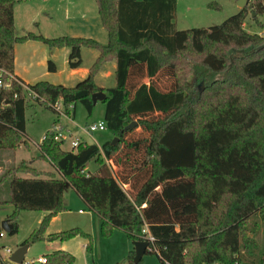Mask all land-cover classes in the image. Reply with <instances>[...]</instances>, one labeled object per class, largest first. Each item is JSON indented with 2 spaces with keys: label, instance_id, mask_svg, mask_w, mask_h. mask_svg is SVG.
<instances>
[{
  "label": "trees",
  "instance_id": "16d2710c",
  "mask_svg": "<svg viewBox=\"0 0 264 264\" xmlns=\"http://www.w3.org/2000/svg\"><path fill=\"white\" fill-rule=\"evenodd\" d=\"M15 2L0 0V149L29 144V102L58 114L54 104L61 101L70 116L81 103L90 116L98 91L106 93L104 120L118 140L101 146L83 141L69 150L48 131L40 150L61 177L51 172L39 177L41 171L21 164L14 173L26 170L33 177L0 178V188L10 180L9 234L18 232L20 211H47L22 245L43 239L52 218L65 208L69 183L101 219L104 237L120 229L134 244L148 226L155 242L147 253L158 255L161 264H264V242L256 237L261 226L264 232V33L245 28L252 3L264 30L258 17L264 1L248 0L217 25L179 29L177 0H96L109 35L106 44L68 35L18 36ZM31 39L70 47L72 68L81 65L83 47L97 49L99 57L75 86L46 80L25 84L14 76L15 45ZM113 60L115 85L100 87L96 75ZM198 65L211 72L203 91L187 80ZM49 69L56 70L53 62ZM90 162L96 172L87 170ZM79 233L72 229L48 239ZM46 257V264H74L76 258L62 249ZM134 257L131 250L130 264ZM0 264H11L1 252Z\"/></svg>",
  "mask_w": 264,
  "mask_h": 264
},
{
  "label": "rangeland",
  "instance_id": "374dc122",
  "mask_svg": "<svg viewBox=\"0 0 264 264\" xmlns=\"http://www.w3.org/2000/svg\"><path fill=\"white\" fill-rule=\"evenodd\" d=\"M238 2L239 0H177V27L179 29H189L220 24L231 15L240 11L241 8ZM15 7H17L18 17L17 23L15 24L17 28L15 27V30L20 35L22 34L23 27L29 25L27 21L32 18L34 22L31 26L34 27L37 25L38 30L45 29L47 32L49 30V33L55 37L64 34L73 36L66 32L72 27V19H69L68 15L78 16L80 12L85 13L91 7L93 8L91 12H97L96 0H16ZM254 17L249 11V15L245 19V28L250 32L263 34L264 30L258 27V22ZM258 17L259 20L264 22V14H259ZM103 30L105 29L103 28ZM42 42L47 46L48 50L52 48L48 43ZM19 43L21 45L23 42H18L17 45ZM23 48H18L20 58L22 52H24ZM31 55V52L26 56L23 54L22 63L20 62L19 64V71L26 74L25 80L28 83L34 84L37 79L48 80L54 84L67 83V73L62 74L59 72L61 70V62L63 61L62 53H60V60H56L58 70L56 72L47 71L45 75L37 79L34 78L35 76L33 74L27 75L28 70L27 72L24 70L23 65ZM92 56L91 53H85V62L89 63ZM31 61H33V66L37 69L47 70L46 61H43L40 65L37 64L34 58ZM188 75L187 80L194 83L197 90L203 91L210 81L209 76L211 72L198 65ZM217 76L221 78L219 75ZM109 81L112 80L107 78L105 83ZM144 81H148V79ZM99 82L101 83L100 80ZM104 112L105 104L102 101L96 103L94 112L90 116L81 103L76 104L74 116H66L56 114L54 111L45 108L39 103L29 102L26 107V133L29 138V144L21 145L17 149H0V178L5 176L4 179H7L9 176H21L22 174L31 175V172L26 170H17L14 173L15 169L21 164L30 166L29 161L31 160L35 161L38 171H41L39 177H46L44 173L54 168L47 159L42 157L38 144L42 142L44 135L56 126L62 125L65 131L66 129H70V133L72 134V137L68 136L64 148L70 149V141L74 138H80L90 144L98 145L113 140L114 136L108 129L97 130L92 133L88 130L89 124L104 121ZM87 169L94 171L96 169L94 162H90ZM112 169L115 170L116 167L112 165ZM63 204L65 206L64 210L55 218L53 217L44 230V238L27 244L28 250L22 264H30L39 256L53 254L58 249H66L72 252L76 257L74 264H130L128 259L130 239L128 235L118 229L119 231L114 233L116 231L114 230L111 236L104 237L101 233V221L98 216L91 211L75 190L68 184H66L64 189ZM80 209H84L85 213H80ZM13 210L14 206L10 203V180H8L0 188V216L6 215L7 213L9 215ZM47 214V211H20L18 217V232L15 234L5 232L4 236L0 237V252L5 261L15 264L10 261L11 253L6 250V247L15 251L23 246V242L29 239L32 233L40 228L41 222ZM72 229H79L81 233L67 240L48 239L49 234ZM82 231L87 233V235H83ZM256 237L260 244H263L264 232L262 226L259 228ZM142 264H161V261L158 255L146 253L143 257Z\"/></svg>",
  "mask_w": 264,
  "mask_h": 264
},
{
  "label": "crops",
  "instance_id": "0c3cea01",
  "mask_svg": "<svg viewBox=\"0 0 264 264\" xmlns=\"http://www.w3.org/2000/svg\"><path fill=\"white\" fill-rule=\"evenodd\" d=\"M96 4H97V2H96ZM16 9H17V7H14L15 24L17 23V20H18L17 10ZM92 10H93V8L91 7L85 13L80 12L78 14V16L68 15V18L72 19V23H71L72 27L69 28V30H67L66 32H68V34H70V35H73L72 37H85V36H87V38H93V39L99 41L100 43L106 44L109 41V35H108V32H107L106 28L103 26L101 17L99 15L98 6H97V12H91ZM27 22H28L29 25L23 27L21 35L18 34L17 31L15 30L16 34L18 36H22V35L26 34L27 32L33 31L35 33L42 34L45 37H49V38L55 37V36H52L49 33L50 32L49 30H48V32L45 29L38 30L37 25L32 27L31 25L34 22V19L31 18ZM175 22H176V25H177L176 18H175ZM103 28L105 30H103ZM57 37H59V36H57ZM42 45H45V44H43V42L39 41V40H37V41L36 40H28V41H25V42L21 43V45H20V43L18 45L17 44L15 45V70H14V76L16 78H18L19 80H21L22 82H24L25 84H30V83H28L25 80L26 79V74H24L23 72L19 71V69H20V65L19 64H20V62L22 63V55L23 54H25V56H26V55L30 54V52H31V54H32L31 57H28V60L26 61V63L23 66H24V70L26 72L28 70L27 75L33 74L35 76L34 78L37 79V78H40L43 75H45L47 71L48 72H56L58 70V65L56 63V60H58V61L60 60V53H62L63 54V61L61 62V67H60L61 70H59V72H61L62 74L65 73V72L67 73V83L63 84L65 86H75L81 80L86 78L88 76L89 72H90L91 67L96 62L97 58L99 57V51L97 49L91 48V47H83L81 49V56H82L81 65L78 66V67L72 68L69 65V55L71 53V48L70 47H61V48L56 47L57 49L50 48V50H48L46 45L45 46H42ZM19 47H24L23 48L24 52H22L21 58H20L19 53H18V48ZM88 49H90V50H88ZM85 53H91L93 55L91 61L89 60V63L85 62V60H84ZM33 58L35 59V61H37L38 65L42 64L43 61L44 62L46 61V69L47 70L44 71V69H37L36 67H34L33 66V61H31ZM50 62H53L55 64L56 70L52 71L51 69H49V63ZM115 70H116V61L115 60L110 61V62H106L101 67V69L99 70V72L96 75L97 84L100 87H103V88L114 86L115 85ZM107 78H109V80H112V81H109L111 83H109V82L105 83V80ZM40 80H44V79H37L36 82H38ZM99 80L101 81V83L99 82ZM38 146H39V149H40V143L38 144ZM29 162H30V166H32L33 168L38 170L34 160H31ZM49 162L52 164L54 169L53 170H48L46 172H51V173H54L55 175H57V177H61L60 171L56 168V166L51 161H49ZM87 170L89 172H91V170H89V169H87ZM92 172H96V170H94ZM31 176L32 175H30V174H22L21 175V177H28V178L31 177ZM66 184L70 185L69 183H66ZM66 184H65V186H66ZM75 192L77 193L76 190H75ZM79 197L81 198L80 195H79ZM82 201H84V200L82 199ZM84 203H85V201H84ZM80 213H85V210L84 209H80ZM7 215H8V213L6 215L0 216V220L2 221L4 219H7ZM98 218H99V216H98ZM100 221H101V219H100ZM115 230L116 231L114 233L119 231L118 229H115ZM2 236H4V235H2ZM129 246H130L129 247L130 248L129 252L131 250H134V245H133V242L131 240L129 242ZM6 248H9V247H6ZM62 250H64V249H62ZM67 251H69V250H67Z\"/></svg>",
  "mask_w": 264,
  "mask_h": 264
},
{
  "label": "built area",
  "instance_id": "2783aa9c",
  "mask_svg": "<svg viewBox=\"0 0 264 264\" xmlns=\"http://www.w3.org/2000/svg\"><path fill=\"white\" fill-rule=\"evenodd\" d=\"M4 83L2 81V79L0 78V87L3 86ZM29 95L34 96V92L31 90L29 91ZM54 108L55 110L58 112V114H62V115H66V116H70L65 114L64 109H63V104L61 101L56 102L54 104ZM107 129V123L106 121H99V122H95V123H91L88 126V130L89 132H94L97 130H105ZM52 131L55 132L54 134V138L58 141H61L65 144V142L68 140V136L72 137V134L70 133V129H66L63 128V126H56L52 129ZM47 137V134L44 135L43 140ZM42 140V141H43ZM83 143V140L80 138H74L70 141V149L69 150H76L78 149V147ZM88 175V174H87ZM1 235H4L3 233H1ZM143 240H148L150 242V246H149V250H151L153 248L154 242H155V237L150 233L148 226H145V228L143 229ZM6 250L9 253H12L13 250H11L10 248H6ZM47 261V257L46 255L40 256L38 258H36L35 260H33L30 264H46Z\"/></svg>",
  "mask_w": 264,
  "mask_h": 264
},
{
  "label": "water",
  "instance_id": "95a60500",
  "mask_svg": "<svg viewBox=\"0 0 264 264\" xmlns=\"http://www.w3.org/2000/svg\"><path fill=\"white\" fill-rule=\"evenodd\" d=\"M238 4L240 8L242 9L248 4V0H239ZM248 8L252 11L253 16H256V12L253 9L252 3L248 4ZM92 97H93L94 104H96L98 101L104 100V98L106 97V93L104 91H98V92H95ZM136 124L137 122L134 121L131 124H129L127 128H130ZM117 140H118V137H114L113 143H116ZM1 227L7 233H10L13 229V225L9 222L8 219H4L1 221ZM133 245H134V251H135L134 262L135 264H138L143 259L144 255L148 252L150 242L148 240H139V241H135ZM27 250H28L27 245H23L19 247L18 249H16L15 251L11 253V256L9 258L10 261L15 264H22L24 262V258H25V254Z\"/></svg>",
  "mask_w": 264,
  "mask_h": 264
}]
</instances>
